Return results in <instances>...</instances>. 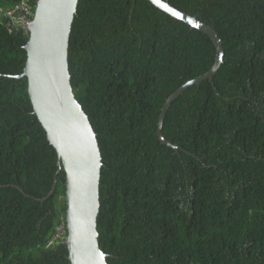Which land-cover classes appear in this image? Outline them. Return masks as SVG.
Listing matches in <instances>:
<instances>
[{
    "label": "trees",
    "instance_id": "obj_1",
    "mask_svg": "<svg viewBox=\"0 0 264 264\" xmlns=\"http://www.w3.org/2000/svg\"><path fill=\"white\" fill-rule=\"evenodd\" d=\"M20 0H0L5 10ZM33 12L36 0H28ZM215 46L149 0H78L68 65L96 133L97 216L108 264H264V0H169ZM33 15L30 17V19ZM0 19V264H70L65 172L33 112L27 27ZM63 228L61 235L57 229Z\"/></svg>",
    "mask_w": 264,
    "mask_h": 264
},
{
    "label": "water",
    "instance_id": "obj_2",
    "mask_svg": "<svg viewBox=\"0 0 264 264\" xmlns=\"http://www.w3.org/2000/svg\"><path fill=\"white\" fill-rule=\"evenodd\" d=\"M149 1L170 16L206 33L215 46L212 66L180 85L165 99L160 109L156 136L161 143L177 150L179 145L162 134L165 112L187 87L212 79L223 60V45L215 29L196 16L173 6L169 0ZM77 3L78 0H36L33 17L27 24L29 36L24 45L27 54L25 66L20 74L14 76L27 77L33 112L58 156L51 189L39 199L44 200L54 192L57 173L65 172V242L69 262L108 264L107 254L99 246L97 229L101 152L89 117L75 97L68 65L69 36Z\"/></svg>",
    "mask_w": 264,
    "mask_h": 264
},
{
    "label": "built area",
    "instance_id": "obj_3",
    "mask_svg": "<svg viewBox=\"0 0 264 264\" xmlns=\"http://www.w3.org/2000/svg\"><path fill=\"white\" fill-rule=\"evenodd\" d=\"M34 14L32 5L28 0H20L15 2L11 7L0 9V19L7 18V25H17L19 27H27L30 17ZM63 228L59 227L56 234L61 235Z\"/></svg>",
    "mask_w": 264,
    "mask_h": 264
},
{
    "label": "clouds",
    "instance_id": "obj_4",
    "mask_svg": "<svg viewBox=\"0 0 264 264\" xmlns=\"http://www.w3.org/2000/svg\"><path fill=\"white\" fill-rule=\"evenodd\" d=\"M28 29V28H27Z\"/></svg>",
    "mask_w": 264,
    "mask_h": 264
}]
</instances>
